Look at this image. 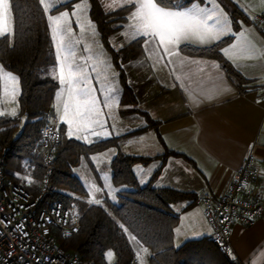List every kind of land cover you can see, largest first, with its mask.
<instances>
[{"label":"crops","instance_id":"0c3cea01","mask_svg":"<svg viewBox=\"0 0 264 264\" xmlns=\"http://www.w3.org/2000/svg\"><path fill=\"white\" fill-rule=\"evenodd\" d=\"M99 1L105 11L118 9L122 7L121 5H129L125 4V0H119L112 8H107L106 4L111 0ZM231 1L243 13L236 21V30L221 0H195L186 7L170 8L173 11H183L197 5L206 11L211 10L214 15H219L221 18L227 17L230 31L221 35L218 40L229 35L232 37L220 51L244 77L245 81L242 84L232 78L216 58L186 54L179 50L182 44L207 47L217 40L205 44L195 39L181 41L178 46L171 49L176 54L165 55L163 47L158 46V42L145 45L144 41L148 37L135 35L132 39L142 38V52L123 64V69L136 98L138 111L135 112L146 113L150 120L155 122L156 129L148 127L136 132L135 130L148 124L146 120L139 127L104 135V137L120 136L117 146L109 147L102 152L108 176H111L110 161L118 151L131 155L151 156L153 158L146 164L137 162L132 165L140 185H145L152 173L162 165L160 173L153 181L155 187H169L194 196L199 191L217 196L223 192L244 156L251 153L261 171L257 193L264 198V26L256 25L251 20L255 12L264 8V0ZM133 11H135L134 3L127 15H131ZM213 23L214 21H209V25ZM11 30L10 10L7 33L11 34ZM2 35L4 34H0ZM233 45L235 48L232 47ZM223 49L229 50L228 55H225ZM141 59L146 61L148 70L151 71L150 76L138 70L136 64L129 66ZM3 73V67L0 66V76ZM128 73L132 74V79H128ZM95 77L100 83V90L94 92L95 95L98 94L101 101L103 99L105 101L107 95H111L112 97L108 96L109 99L111 98L109 109L118 111L122 95L120 82L115 80L113 90L115 93L109 94L108 91L111 90L106 87L108 79L100 77L98 73ZM80 85L83 88L84 84ZM2 87L3 82L0 79V94ZM94 93L90 91V96L93 98H95ZM66 99L73 112H82L81 120L85 122L93 105L86 110L83 106H78L75 99L71 101L69 94ZM102 106L105 110L104 103ZM49 110L51 119L56 117L63 121L67 120L64 118L62 106L51 105ZM1 112L4 113L3 115H13L6 111ZM64 128L66 135L68 123L64 122ZM128 132L129 134L125 135ZM165 148L175 152L176 155H168L162 164V158L159 156ZM127 189L129 188L126 186L118 188L114 186L112 191L114 196L110 197L111 201L116 200L119 191ZM102 199L101 197L100 200ZM170 208L179 215L178 223L173 230L175 246L188 239L211 236V227L204 216L202 203L185 198L171 203ZM133 247L139 252L144 246L133 242ZM229 248L231 257L238 264H264V222L257 219L243 225L234 221L229 232ZM147 253L149 256V252ZM147 264H149L148 259Z\"/></svg>","mask_w":264,"mask_h":264},{"label":"trees","instance_id":"16d2710c","mask_svg":"<svg viewBox=\"0 0 264 264\" xmlns=\"http://www.w3.org/2000/svg\"><path fill=\"white\" fill-rule=\"evenodd\" d=\"M88 1L89 15L119 74L121 101L131 104L132 110L138 111L123 64L142 52V38H136L117 49L109 42V37L123 28L132 4L105 11L99 0ZM192 1L195 0H164V3L169 7H186ZM221 1L236 30V21L242 16V11L231 0ZM9 4L12 30L11 34L0 36V66L17 75L19 110L15 115H0V156L3 158L4 176L36 195L44 169L39 139L41 130L48 121L45 110L52 104L58 83L44 73V68L50 62L47 54L49 29L40 1L9 0ZM70 5L69 2L63 6ZM59 8L60 6L54 10ZM231 37H224L207 47L182 44L179 50L186 54L216 58L227 73L242 84L244 77L220 51ZM142 114L148 124L135 131L155 128V122L146 113ZM57 129L61 141L53 162L50 197L60 201L66 208H74L77 213L78 231L65 238L58 236L57 241L64 250L77 253L78 264H131L135 257L133 242L148 249L149 264H238L215 245L211 236L188 239L179 246L174 245L173 230L179 215L171 210L170 204L185 198L196 200V195L169 187H155L153 181L162 165L152 173L145 185H140L132 165L137 162L146 164L153 158L151 156L118 151L109 164L112 184L116 188L126 186L129 189L119 191L115 201L104 198L100 200V204L88 203L91 198L79 179L70 171L81 154L89 155L117 146L120 136L84 143L73 137H66L64 124ZM127 134L129 132L125 135ZM158 138L161 140L159 135ZM168 155L176 153L165 148L159 156L162 164ZM108 249L114 251L113 263H108L105 258Z\"/></svg>","mask_w":264,"mask_h":264},{"label":"built area","instance_id":"2783aa9c","mask_svg":"<svg viewBox=\"0 0 264 264\" xmlns=\"http://www.w3.org/2000/svg\"><path fill=\"white\" fill-rule=\"evenodd\" d=\"M251 20L264 26V8ZM39 139L44 166L38 194L7 179L0 156V264H78L74 251L64 250L57 238L68 237L79 229L76 212L52 199L50 180L60 133L50 118ZM260 166L254 155L247 153L222 193L214 196L205 191L196 194L204 206V216L211 227L215 245L229 258V232L234 221L247 225L254 220L264 222V198L257 193ZM131 264H138L136 258Z\"/></svg>","mask_w":264,"mask_h":264},{"label":"rangeland","instance_id":"374dc122","mask_svg":"<svg viewBox=\"0 0 264 264\" xmlns=\"http://www.w3.org/2000/svg\"><path fill=\"white\" fill-rule=\"evenodd\" d=\"M40 4L45 11V5H50L49 10L45 11L48 29H49V43H48V56L50 57L49 64L44 68L45 75L50 76L54 80L58 81V87L55 91L54 98L52 101V106L63 107L66 103V96L68 93V85H61L59 80V66L60 59L67 56L68 60L66 63H74L84 70L85 79L87 80L88 88L97 93V90H100V83L95 77L96 73L100 77H104L107 80V89L109 94H114L115 91V80L119 82V74L113 65L112 57L109 51L104 47L100 33L96 27L95 22L91 19L89 15V1L88 0H44V3ZM71 3L70 7L63 6L66 3ZM80 4L81 8L77 9L76 5ZM60 8L54 10L56 7ZM76 12V15H72L73 12ZM61 12H68L69 17L66 23L63 24L62 30L59 34L56 35L54 39L53 33V22L49 19L52 15H59ZM128 16V21L124 24V27L109 37V42L114 48H119L132 40L136 33V28L134 27L135 21L129 19L131 15ZM71 29L70 34L66 29ZM63 36L65 41V47L63 51L58 53L57 50V41L60 39V36ZM74 54V55H73ZM136 64L138 70H142L145 75L150 76L151 71L148 70L146 61L141 59L132 63L129 66ZM128 70L130 67H126ZM4 72H10L14 77L17 78V75L14 72H11L3 68ZM49 72V73H48ZM128 79H132V74L128 73ZM18 80V78H17ZM3 87L0 94V112L6 111L10 114L18 110V95H19V83L18 85L14 81L2 79ZM116 84L118 85V83ZM83 84V83H81ZM116 85V86H117ZM81 86V85H80ZM82 87H85L83 85ZM18 89V90H17ZM96 103L89 109V117L85 119V122H82L81 111H72L68 106L67 116L64 118L71 120V126L68 124V133L69 130L72 132L73 138L84 143H90L92 141L106 138L104 135L109 133H118L124 132L133 127H139L141 124L145 123L146 118L144 115L132 111L131 104L120 102L118 111H111L109 109V97L101 101L99 95H95ZM59 94V95H58ZM109 96V97H108ZM73 101V99H71ZM107 102L108 106L105 107V110L102 106V103ZM116 114V115H115ZM55 117V116H54ZM116 118V119H115ZM52 123L57 127H60L64 124V121L61 118H52ZM93 133H98L99 135H94ZM68 134H66V137ZM87 136V140L83 137ZM104 151V150H103ZM103 151H98L89 155L81 154L79 156L78 162L73 165L70 173L75 175L84 189L87 191L88 195L93 199L100 200L101 197L110 199L113 195L114 185L112 184L111 176L107 175V166L103 163ZM99 189V191H97ZM112 200V199H110ZM72 212H75L74 208H70ZM141 248V247H139ZM143 249H135V258L140 264H147L148 249L142 247ZM144 249H147L145 252ZM111 252L112 256L109 257L108 253ZM105 258L108 263H113L115 261V254L112 249H108L105 252Z\"/></svg>","mask_w":264,"mask_h":264},{"label":"snow or ice","instance_id":"6c2138e0","mask_svg":"<svg viewBox=\"0 0 264 264\" xmlns=\"http://www.w3.org/2000/svg\"><path fill=\"white\" fill-rule=\"evenodd\" d=\"M119 0H111L110 3L106 4L107 8H112L114 4H117ZM44 3V0H41ZM135 4V11L132 12L129 19L134 20L136 23L137 35L148 37L144 41L145 45L158 42V46H162L165 55H174L171 49L178 46L181 41H188L195 39L201 44L209 43L213 40H218L221 35L226 34L230 31V22L227 17L221 18L219 15H214L211 10L206 11L205 9L199 8L197 5H193L192 8L183 11H173L171 8L164 3V0H125V4ZM123 6V5H121ZM50 5H45V11L49 10ZM214 7H216L214 5ZM77 9L81 8L80 4L76 5ZM10 7L8 0H0V34L8 32V17ZM72 15H76L74 11ZM69 17L68 12H61L58 16L52 15L49 19L53 22V33L54 39L56 35L62 30L63 24L67 22ZM209 21H214L213 24L209 25ZM70 34L71 29H66ZM243 35V33H241ZM58 53L63 51L65 47V41L63 36L57 41ZM235 48V45L232 46ZM225 55H228L229 50L223 49ZM74 55V54H73ZM68 57L65 56L60 59L59 66V80L63 86L68 85L69 99H75L78 106H83L86 110L89 109L90 105L96 103V99L90 96V89L87 88V80L85 79L84 70L74 63H66ZM216 67H219L216 65ZM0 79L10 80L16 82L18 80L10 72H4ZM179 79V78H178ZM83 83L85 87L81 88L79 85ZM18 90V89H17ZM59 95V94H58ZM105 106H108L105 102ZM65 117L68 112V104L64 105ZM0 112V115H3ZM15 115V112L12 113ZM70 126L71 120H65ZM69 136L72 135L69 130ZM99 135L98 133H93ZM80 137H77L79 139ZM87 140V136L83 137ZM99 191V189H97ZM88 203L100 204V200L90 199ZM135 239V237H133ZM146 252L147 249H144ZM109 257L112 253H108Z\"/></svg>","mask_w":264,"mask_h":264}]
</instances>
